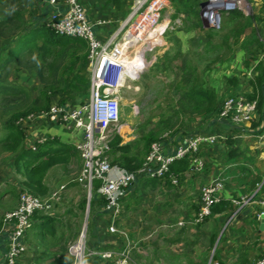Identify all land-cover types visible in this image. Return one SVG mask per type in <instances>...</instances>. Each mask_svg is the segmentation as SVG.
Returning <instances> with one entry per match:
<instances>
[{
    "label": "rangeland",
    "instance_id": "374dc122",
    "mask_svg": "<svg viewBox=\"0 0 264 264\" xmlns=\"http://www.w3.org/2000/svg\"><path fill=\"white\" fill-rule=\"evenodd\" d=\"M7 1L11 2L12 0ZM62 1L59 0V2ZM162 1L163 7L158 13L156 26L145 35L141 42L128 51L129 55L135 52H143L144 69L137 79L127 80L124 88L121 89L119 121L115 125L108 126L104 134L107 142L115 133L121 135L123 142L126 141L130 144L132 153L141 156L143 162L150 151L146 154L143 152L141 138L154 126L157 120L175 111L176 86L181 73L186 67H195L199 75V81L203 85L215 86L221 94L224 90L233 89L226 86V78L233 76L240 78V88H242L243 83L253 76L256 65L264 61V10L255 6L256 2L254 0H236V9L248 18L251 27L242 36L239 46L236 48L231 47L230 50L217 48L220 46L219 38L227 34L226 30L222 29V17H220L219 29L203 28V32L196 31L189 34L183 29L184 16L177 11V0ZM47 4V0H27L25 12L27 24L46 23L50 14V8ZM8 7L9 4L7 6L0 5V20L6 18ZM130 11L131 9L129 13ZM176 31L177 35L174 37ZM245 41L248 43L245 45V50H242L240 46ZM4 44L6 49L3 54L7 50L8 41H5ZM145 46L148 49L142 51ZM252 56L256 57L255 61L247 63L246 61L251 60L250 57ZM87 73L89 76L88 70ZM6 82L9 85L25 87L29 91L30 100H33L41 90V86L37 83L33 74L25 70L13 68L6 77ZM239 94L242 95L241 92ZM88 96V92L79 94L73 102V107L87 104ZM8 119V116L2 115L0 110V138L3 136ZM45 120L49 121L51 118ZM57 123H60V121H57ZM251 124L252 122L249 123L250 126ZM26 125L27 121L22 122L21 127L28 130ZM44 126L46 125L44 124ZM75 133L76 131L70 132L73 137H75ZM170 135L169 132L163 133L159 141L164 136H167L166 139H168ZM119 157V154L112 151H109L107 155L110 163L117 161ZM12 160L13 156L0 147V227L3 214L13 210L18 202V192L10 193L13 187L18 188V181H20V177L12 169ZM209 164L213 169H218L221 165L218 161ZM81 166L82 162L79 158L75 159L67 169H52L49 180L55 182V184L51 186V190L55 189L54 191H56L61 186L64 187V190L53 203L52 210L38 216L40 219L53 220L51 224L53 233L38 234L29 231L24 239V243L37 244V247H34L35 256L36 253H39L45 257L43 259L41 255L35 257L36 263L31 264H43L44 260L51 257H59V264H73L74 260L69 255L68 248L77 242L83 230L86 246L85 263L89 258L87 257V254H89L87 246L93 238L91 225L95 216H99L97 212L102 205V201H98V197L94 193L88 201L84 188L74 183ZM200 190L199 187L197 191L198 200H200ZM162 196L156 190L146 192L137 189L133 194L126 195L120 201L121 213L116 223L117 234L114 236L120 240L123 239V243L126 239L130 242L133 246L131 257L137 263L144 264L142 261L143 256L148 260L147 263L154 261V246L161 243L159 237L161 230L170 234L179 227L176 222L174 223V225L176 224L175 227L170 225L172 227L169 228L168 225L167 228L163 227V229L161 226L149 225L151 222L146 219L149 214H154V212L161 209H164L165 212H171L174 209L176 213L184 209L183 205L170 208L159 204V202L164 203ZM82 201H85L83 210L79 206ZM166 201L169 202L170 197ZM145 246H147L146 251H144ZM197 248L198 246L193 247L194 250ZM173 249L175 248L173 247ZM181 249L184 251L186 248L182 247ZM199 251L201 252L202 249ZM210 260H213V250L211 249L205 253L204 264H207ZM230 261L229 259L228 262ZM179 262L180 264H188V256L185 254L180 255V260H177L176 263L179 264ZM158 264H164V262L158 260Z\"/></svg>",
    "mask_w": 264,
    "mask_h": 264
},
{
    "label": "trees",
    "instance_id": "16d2710c",
    "mask_svg": "<svg viewBox=\"0 0 264 264\" xmlns=\"http://www.w3.org/2000/svg\"><path fill=\"white\" fill-rule=\"evenodd\" d=\"M204 1H176L178 2L176 5L178 13L184 16L183 29L185 32H203L199 8ZM115 2L117 4L118 1ZM8 4L7 16L4 20H0V110L1 114L7 115L9 119L4 127L3 136L0 138V147L13 156L12 169L20 177L18 188L13 187L10 193L17 191L19 194L21 191H26L37 197H45L49 193V188L44 182L47 173L55 167L69 168L74 160L79 159L80 156L75 148L67 146L55 138L36 142L34 150L31 147H26V136L20 121L47 111L53 104L59 106L73 104L79 94L88 92L87 45L80 38L55 34L46 23L27 24L25 16L27 0H12L11 2L0 0V5L7 6ZM221 17L223 18L222 29H225L227 34L219 38L220 46L217 48H226L225 50H230L231 47L236 48L251 24L239 10L223 13ZM5 41H8V45L3 54L6 49ZM247 43L245 41L240 48L245 50ZM250 58L251 60L248 59L247 63L256 59L255 56ZM13 68L31 72L41 86L39 94L33 100H30L29 91L25 87L7 84L6 77ZM225 83L226 86L233 89L241 85L240 78L235 76L226 78ZM241 94L247 100L256 102V121L255 118L251 121L252 124L249 129L251 131L248 132L255 133V135L264 134V61L256 65L253 76L243 83ZM222 102L223 100L221 102L219 100L215 86L203 85L199 81L197 69L193 66L186 67L176 86L175 111L157 120L154 126L141 138L143 152L148 153L151 145L158 143L163 133L169 132L170 138L173 139L180 134H185L189 125L195 127L197 131H202L210 120L217 119ZM235 133L241 132L235 130ZM221 141L225 147L222 160L218 156V158L206 160L202 158L203 154L201 153L204 149L210 150L214 145L217 148L220 141L211 147L203 145L197 154L174 161L162 178L156 179L145 176L136 184L142 190H156L161 185V181L166 179V184L169 186L171 177L174 176L183 180L186 175L192 174L195 170H193V160L197 158L202 160L204 164L201 171L205 170L209 160L210 162L218 161L220 164L236 165L237 169L240 168L239 173L245 177L240 182V186L247 193H251L255 190V184L264 176V171L261 174L253 175L250 170L242 167L246 158L239 152L230 135ZM109 150L120 155L118 160L111 165H116L130 173H135L142 167V157L132 153L129 145L122 144L119 134L115 133L110 139ZM98 186V182L93 184L94 189H97ZM263 191L264 185L259 192ZM84 205L85 201L79 205L82 210ZM235 210L236 207L232 202L220 200L212 206L209 217L214 214L227 215ZM41 215H34L27 233L29 231L38 234L53 233L51 230L53 220L38 218ZM243 225H249V221L244 222ZM51 259L53 261L49 264L60 263L59 257ZM213 260L218 261L214 256ZM218 262L224 264L221 261ZM238 264L250 263L240 261Z\"/></svg>",
    "mask_w": 264,
    "mask_h": 264
},
{
    "label": "built area",
    "instance_id": "2783aa9c",
    "mask_svg": "<svg viewBox=\"0 0 264 264\" xmlns=\"http://www.w3.org/2000/svg\"><path fill=\"white\" fill-rule=\"evenodd\" d=\"M208 6L200 8V20L205 28L217 30L220 28V17L236 9V0H205ZM53 8L46 24L59 36L80 38L85 41L88 52L89 90L88 102L77 107L52 105L45 112L29 116L20 122L34 118H55L69 130L80 132L81 138L75 143L82 166L74 182L81 185L88 198L96 194L102 200V211L110 218L107 234H117L116 223L121 213L120 201L142 177L162 178L169 166L176 160L198 153L201 146H213L223 140L218 134L192 135L178 146L174 153L160 150V145L154 143L146 156L142 167L135 173L111 165L107 155L109 141L105 138V129L119 121L121 102L120 92L127 80L133 81L142 73L143 52L129 55L128 51L143 40L146 34L153 30L158 21V13L163 7L162 0H134L131 11L120 22L118 28L108 35L105 41L98 39L92 31V25L86 20V14L80 0H47ZM209 15V16H207ZM108 21H98L96 25L103 26ZM147 46L142 51H146ZM256 117V102L249 101L239 95L226 98L217 116L218 121L226 122L233 128L249 125ZM35 149L34 146L31 147ZM194 169L201 171L203 161L195 158ZM98 182L97 189L93 184ZM223 189L220 179L212 181L200 190V205L193 220L194 224L203 223L210 216L212 206L218 202V194ZM64 190L50 192L45 197H37L26 191L18 194L16 207L3 214L0 227V264H31L19 262L24 251V239L35 214H46L52 210L53 203ZM243 198L242 201H245ZM179 227L183 223L177 224ZM84 230L77 242L68 248L73 264L85 263ZM132 246L126 239L119 248H107L98 252L89 251L87 257L99 258L100 264H140L131 257ZM207 264H220L210 260ZM255 264H264V252Z\"/></svg>",
    "mask_w": 264,
    "mask_h": 264
},
{
    "label": "crops",
    "instance_id": "0c3cea01",
    "mask_svg": "<svg viewBox=\"0 0 264 264\" xmlns=\"http://www.w3.org/2000/svg\"><path fill=\"white\" fill-rule=\"evenodd\" d=\"M115 1H118L117 4ZM133 1L80 0V4L86 14L87 22L92 25V31L95 36L103 42L108 38L109 34L118 28L120 22L126 18ZM254 2H256L255 6L264 10V0H254ZM49 8L51 12L53 8L50 6ZM98 21H108L109 24L99 26L96 25ZM203 28L205 27L203 26ZM176 35L177 31L174 37ZM192 39L194 40V37ZM240 92V87L224 90L221 94L218 92L219 100L220 102L224 101L226 98L231 97V95H239ZM67 106L73 107V104L70 103ZM254 120L256 121V118ZM57 121L55 118L49 121L40 118L27 121L26 126L28 130H24L26 136L25 146L32 147L36 142L55 138L67 146L75 148V143L81 138V133L76 132L75 137H73L70 134L71 130L63 123H57ZM248 127L251 126L245 125L242 128H233L226 122L218 121L214 118L212 121L210 120L202 131H197L195 127L189 125L185 134H180L173 139L170 137L166 139L167 136H164L161 141H158V144L161 151L172 154L179 145L183 144L192 135L214 133L223 136L224 139L230 135L235 141L239 152L246 158L242 167L250 170L253 175L256 173L261 174L264 171V134L255 135V133L248 132L251 130L244 129ZM235 130L241 133L236 134ZM119 136L121 137V135ZM122 144L130 146V144L126 143V141L123 142V140ZM201 153L203 154L202 158L206 160L208 158L211 160L212 157L216 158L217 156L222 160L225 153L224 143L220 141L217 148L214 145L210 150L204 149ZM209 165L207 164V167L203 171H195L193 168L194 172L186 175L183 180L174 176L171 177V184L169 186L166 184V179L161 181V185L156 189V192L163 195L162 200H164V203L159 202V204L170 208L183 205L184 209L178 213L174 209L171 212H165L164 209H161L154 212V214L147 215L146 219L151 222L149 223L150 226L153 224L161 226L162 229L163 227L167 228L168 225L169 228L172 227L170 225L175 227V222L177 224L181 222L183 225L174 229V232L170 234L164 230L159 231L161 243L154 246V261L147 263L146 261L148 260L143 256L142 261L144 264H158V260H162L164 264H177L176 261L180 260V255L182 254L188 256V264H204L205 253L210 249L213 250L215 259L224 264H238L240 261L255 264L261 258L264 252V191L259 192V190L264 185V176L255 184V190L247 193L240 186V182L245 177L239 173L240 168L237 169L236 165L221 164L218 169H213ZM55 168L62 169L61 167ZM51 171L52 169L47 173L44 180L46 186L49 188V193L55 190H51V186L55 184V182L53 183L49 180ZM216 179H220L223 182V189L218 194V201L229 200L236 207V210L227 215L214 214L203 223L194 224L193 220L200 205L197 191L199 187L202 188ZM137 189L142 190L138 184H134L129 188L128 194H133ZM148 190L150 189L142 191L147 192ZM168 197H170L169 202L166 201ZM243 198H246V200L242 201ZM98 201L102 200L99 198ZM97 213H99V216H95L91 225V235L93 238L87 246L88 250L98 252L111 247H122L124 245L123 239L120 240L114 235L109 236L107 234L110 218L102 211V205L99 207ZM119 218L120 216L118 220ZM246 221H249V225H243ZM36 245L24 243V251L20 255L19 262L36 263L35 257H40V255L42 259L45 258L42 256L43 254L39 253H36L35 256L34 247L36 248ZM196 246L198 248L194 250L193 247L195 248ZM182 247L186 248V251H182ZM144 249L146 251L147 246ZM200 249H202V253L198 252ZM51 258L44 260L43 264L51 263L53 261ZM229 259L231 260L230 262H228ZM85 264H100V260L93 256L92 258H88Z\"/></svg>",
    "mask_w": 264,
    "mask_h": 264
},
{
    "label": "water",
    "instance_id": "95a60500",
    "mask_svg": "<svg viewBox=\"0 0 264 264\" xmlns=\"http://www.w3.org/2000/svg\"><path fill=\"white\" fill-rule=\"evenodd\" d=\"M206 6H208V2L206 1V2H202L201 4H200V8H204V7H206ZM263 223H264V221H263Z\"/></svg>",
    "mask_w": 264,
    "mask_h": 264
},
{
    "label": "bare ground",
    "instance_id": "6f19581e",
    "mask_svg": "<svg viewBox=\"0 0 264 264\" xmlns=\"http://www.w3.org/2000/svg\"><path fill=\"white\" fill-rule=\"evenodd\" d=\"M207 16H209V15H207Z\"/></svg>",
    "mask_w": 264,
    "mask_h": 264
}]
</instances>
